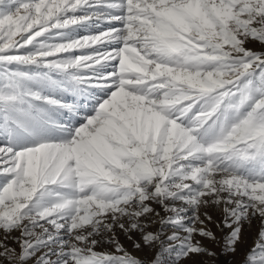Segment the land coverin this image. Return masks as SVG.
Here are the masks:
<instances>
[{"label": "rangeland", "instance_id": "rangeland-1", "mask_svg": "<svg viewBox=\"0 0 264 264\" xmlns=\"http://www.w3.org/2000/svg\"><path fill=\"white\" fill-rule=\"evenodd\" d=\"M1 24L0 148L49 161L18 200L0 165V264H264V0H0Z\"/></svg>", "mask_w": 264, "mask_h": 264}, {"label": "bare ground", "instance_id": "bare-ground-1", "mask_svg": "<svg viewBox=\"0 0 264 264\" xmlns=\"http://www.w3.org/2000/svg\"><path fill=\"white\" fill-rule=\"evenodd\" d=\"M196 2V1H195ZM193 6L191 7V9H192V11H193V13H195L196 15H200V13H201V11H203V9H202V7H201V5H199V4H195L194 5V3L192 4ZM220 5H222V4H220ZM210 7V6H209ZM189 8V7H188ZM211 8V7H210ZM228 8V7H227ZM227 8H224V6L221 8V11H219L218 13H220V16L221 17H223L224 19L225 18H228L229 16H230V13L228 12V10H227ZM188 10V9H187ZM208 10V9H207ZM206 10V11H207ZM211 10V9H210ZM189 11V10H188ZM205 11V10H204ZM212 11V10H211ZM215 11V10H214ZM217 11V10H216ZM175 13L177 12V11H174ZM213 12V11H212ZM231 12V11H230ZM217 13V12H216ZM173 14V13H172ZM176 15L177 14H174V16L176 17ZM210 15V14H209ZM200 17H201V15H200ZM177 18H179V16L177 15ZM176 19V18H175ZM224 19H222V20H224ZM225 21V20H224ZM209 22V21H208ZM205 25H207V28L210 30V31H212V27H211V25H210V22L209 23H205ZM1 26H2V24L0 25V29H1ZM3 27V26H2ZM233 29V28H232ZM234 31L235 32H239V34H240V40L241 41H239L240 43H238V44H236L235 45V43H234V47H237V48H239V49H242V48H248L249 46H251L252 44H257V43H254V42H251L250 41V39H249V37H248V39L247 38H245V36L243 35V33L242 32H240V25H238L237 23H236V25H235V28H234ZM247 37V36H246ZM231 42V41H230ZM256 47L258 46V44L257 45H255ZM253 47V46H252ZM255 47V48H256ZM235 49V48H234ZM249 49V48H248ZM111 53V52H110ZM113 54H115V52L113 51L112 52ZM111 53V54H112ZM101 54V53H100ZM108 54H109V52H108ZM102 56V55H101ZM111 56V55H110ZM114 57L112 58H110L109 60H106L107 61V63H106V65H112V63L114 62V59H116L117 58V55H113ZM107 58V57H106ZM117 60V59H116ZM113 61V62H112ZM103 64H104V62H103ZM102 66V65H101ZM109 68H110V66H109ZM202 77V76H201ZM205 78V77H204ZM220 78V77H219ZM224 78V77H223ZM222 81H223V79L222 78H220ZM194 80H195V78H194ZM194 80H192V81H194ZM202 80V79H201ZM204 80V79H203ZM197 81V80H196ZM200 81V80H199ZM218 81V80H217ZM221 81V82H222ZM214 85V84H213ZM211 87H213V86H211ZM28 109H26L25 110V112L26 113H28V114H33V113H35L34 111L33 112H29V110L27 111ZM138 110V109H137ZM20 111V110H19ZM32 111V110H31ZM138 111H140V110H138ZM13 112V111H12ZM137 112V111H136ZM142 112H143V110H142ZM144 114V113H143ZM143 114H140V113H135V115L133 116L134 117V122L137 124V126L139 125V124H142L143 125V123L144 122H146L147 121V119H145V116L143 115ZM149 114V113H148ZM147 114V115H148ZM18 115V114H17ZM25 115V114H24ZM36 115H37V113H36ZM150 116V115H149ZM32 117V116H31ZM36 117V116H35ZM148 117V116H147ZM155 117V116H154ZM162 117V116H161ZM29 118V117H28ZM27 118V119H28ZM150 118H151V116H150ZM34 119V118H33ZM157 119V118H156ZM163 119H164V117H163ZM29 120V119H28ZM123 120V119H122ZM158 120H159V118H158ZM157 120V121H158ZM164 120H166V119H164ZM124 121V120H123ZM149 121V120H148ZM157 121H156V126H157ZM161 121V120H160ZM143 122V123H142ZM126 123V122H125ZM146 123H148V122H146ZM153 123H155V121L153 122ZM161 123H163L162 121L159 123L160 125H161ZM7 124V123H6ZM19 124V126H18V128L16 129V131L15 132H13V133H11L10 134V137H11V139H12V141H18L20 138H22V135L24 134V131H25V127H26V125H25V127L22 125V126H20L21 124L20 123H18ZM30 124V123H29ZM165 123H163V125H164ZM124 125V124H123ZM147 125H149V123L147 124ZM155 126V127H156ZM16 127V126H15ZM119 127V126H118ZM133 127V126H132ZM157 127H159V126H157ZM161 127V126H160ZM159 127V128H160ZM121 129L123 128L122 127V125H121V127H120ZM145 128V127H144ZM161 129V128H160ZM163 129V128H162ZM156 130H158V129H156ZM6 131H8V130H6ZM102 131V130H101ZM119 131V130H118ZM117 131V132H118ZM121 131V130H120ZM119 131V132H120ZM118 132V133H119ZM8 133H10V132H8ZM7 133V134H8ZM173 133V132H172ZM176 134H177V132H176ZM0 135H2V134H0ZM29 135V134H28ZM125 135V134H124ZM180 135V134H179ZM179 135H177L178 136V138L179 137H181V136H179ZM29 136H31V135H29ZM36 136V135H35ZM39 136V135H38ZM86 136V135H85ZM88 136V135H87ZM86 136V137H87ZM161 136V135H160ZM174 136H175V133H174ZM177 136H175V137H177ZM25 137V136H24ZM32 137V136H31ZM148 138V137H147ZM16 139V140H15ZM181 139V138H180ZM185 139V138H184ZM87 140V139H86ZM98 140V139H97ZM183 140V139H182ZM185 140H187V139H185ZM185 140H183V141H185ZM21 141V140H20ZM39 141L40 140H37V142L39 143ZM92 141V140H91ZM175 141V140H174ZM3 142V141H2ZM89 143V142H88ZM95 144V143H94ZM91 145V144H90ZM30 146V145H29ZM40 147H42V146H40ZM69 147H71V146H69ZM86 148H89L88 146L86 147ZM103 148H107V146L104 144V143H101V140L99 141V145H97L96 147H94V152L95 153H98V154H101V151H103ZM71 149H72V147H71ZM43 150V149H42ZM41 150V151H42ZM49 151V150H48ZM48 151H46V152H48ZM91 151V150H90ZM40 152V151H39ZM42 152H44V151H42ZM40 153L38 156L39 157H36V158H34L33 159V157L34 156H31L30 154H28V157H29V161L27 162V166H25V167H19V166H17V165H15L14 164V162H15V160L13 161V160H11V158H9V159H7V157L10 155L9 154V151L8 150H6V149H2V148H0V165H5V164H9V163H12L13 165L12 166H10V170L12 169V171H11V173H10V175H11V181L9 182V186L7 187V188H5L4 190H3V193H7V194H12L13 195V197H14V199H17L18 200V198L19 197H22V196H24V197H26V195H28V191H29V186H27L26 184H24V183H22L20 180L18 181V183L17 184H15L14 183V180L15 179H23L24 178V176L26 177V176H35V178L38 176V179H42L43 180V164H44V162H46V160H48V154L47 153ZM5 153H7V154H5ZM20 153H22L21 151H20ZM32 154V153H31ZM53 154V153H52ZM90 154V153H89ZM47 155V156H46ZM103 155V154H102ZM91 156V155H90ZM104 156V155H103ZM106 157V156H105ZM77 158V157H76ZM51 159V158H50ZM86 159V158H85ZM9 160V161H8ZM23 160V159H22ZM27 160V159H26ZM52 160V159H51ZM49 161V160H48ZM89 161V160H88ZM26 163V162H25ZM24 163V164H25ZM52 163V162H51ZM98 163V162H97ZM88 164V163H87ZM55 167H56V165H55ZM54 167V168H55ZM51 168H53V167H51ZM92 169V168H91ZM90 169V170H91ZM47 171V170H46ZM52 171L53 172H56V171H54L53 169H52ZM52 171H48V172H46V175H52V174H54ZM87 172H89V170L87 171ZM21 177H23V178H21ZM35 180V179H34ZM36 182V181H35ZM12 186V187H11ZM31 194V193H30ZM6 195V194H5ZM3 199V198H2ZM21 199V198H20ZM22 200V199H21ZM17 211V210H16ZM9 213V212H8ZM7 213V214H8ZM11 213H12V211H11ZM6 214V215H7ZM8 216V215H7ZM16 219V218H15ZM10 222V221H9ZM25 222V221H24ZM11 223V222H10ZM12 223H14V221L12 222ZM11 223V224H12ZM17 223V222H16ZM15 223V224H16ZM18 223H20L19 224V226L20 227H23V226H25V225H27V223L25 222V224L24 223H21V221L20 222H18ZM31 223V222H30ZM9 225V224H8ZM7 225V226H8ZM2 230H4V229H2ZM15 231V230H14ZM45 231H47V230H45ZM43 232V233H41L40 234V236L39 235H37L38 236V238H37V236H36V238H37V240L38 241H42L43 240V238H46V237H48V236H50V235H53V234H51L50 232ZM16 232V231H15ZM40 233V232H39ZM1 234V233H0ZM3 235V234H2ZM6 235V234H5ZM36 235V234H35ZM33 237H35V236H33ZM36 241V240H35Z\"/></svg>", "mask_w": 264, "mask_h": 264}]
</instances>
